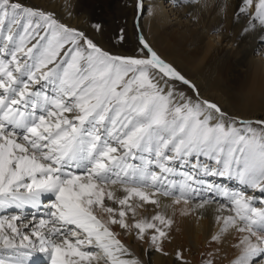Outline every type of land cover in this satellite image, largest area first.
Instances as JSON below:
<instances>
[{
    "label": "snow or ice",
    "instance_id": "snow-or-ice-1",
    "mask_svg": "<svg viewBox=\"0 0 264 264\" xmlns=\"http://www.w3.org/2000/svg\"><path fill=\"white\" fill-rule=\"evenodd\" d=\"M135 6L142 18L148 6ZM233 7L249 20L244 33L255 21L264 32V0ZM91 27L103 31L101 23ZM116 40L125 42L124 28ZM209 176L264 195V118L230 116L201 97L142 33L131 54L116 53L54 12L0 0V208H40L45 194L54 196L38 221L0 219V264H142L125 258L129 249L113 226L167 256L174 220L163 209L181 203L182 215L218 203L211 242L234 233L230 264H264V201L257 207V197ZM145 205L161 210L129 224L128 214ZM211 257L201 264H214ZM176 260L188 264L181 250Z\"/></svg>",
    "mask_w": 264,
    "mask_h": 264
},
{
    "label": "bare ground",
    "instance_id": "bare-ground-1",
    "mask_svg": "<svg viewBox=\"0 0 264 264\" xmlns=\"http://www.w3.org/2000/svg\"><path fill=\"white\" fill-rule=\"evenodd\" d=\"M112 1L115 0H22L26 6L54 12L63 23L85 30L105 49H110L106 44L105 32H110L111 28L105 27L106 23L99 14L108 12ZM238 2L239 0H197L189 8L174 6L176 0H170L167 4L164 0H144L148 10L140 18L135 0H131L129 31L134 41L137 33L132 26L136 24L138 32L146 36L165 59L173 62L197 85L201 97L218 103L230 116L255 120L264 118V39H261L264 32L260 30L259 21H255V29L243 32L245 27L251 28V25L245 16L237 17L233 5ZM97 19L103 22V31L99 33L91 27ZM179 87L187 95H193V90L187 86ZM74 171L77 174L80 172ZM205 179L257 197V207L264 201V195L258 190L254 191L234 178L209 176ZM116 195L122 197L124 193L118 190ZM207 195L214 196L213 193ZM43 197L47 199L40 208L30 205L22 209L0 208V219L7 220L12 215H22L26 217L23 224L32 222L33 216L38 221L40 216H46L48 206L54 200L52 194H45ZM161 200L164 204H171V198L162 197ZM215 200L224 202L223 197H215ZM106 203L119 209L118 204H112L111 201ZM218 206V203H213L206 209H196L187 215L181 214L182 203L163 209L174 220L170 240L165 242L167 256L136 240L134 232L125 233L118 226H113V231L129 249L125 258H138L142 264H178L177 250L183 252L188 264H201L208 252L212 253L214 264H230L237 254L233 248L235 234L227 235L220 244L210 240L218 228L215 221ZM3 209L4 212L1 211ZM160 210L155 206L145 205L137 209L135 218L129 213L126 219L132 224L135 219L150 218ZM0 255H4L3 250H0Z\"/></svg>",
    "mask_w": 264,
    "mask_h": 264
},
{
    "label": "rangeland",
    "instance_id": "rangeland-1",
    "mask_svg": "<svg viewBox=\"0 0 264 264\" xmlns=\"http://www.w3.org/2000/svg\"><path fill=\"white\" fill-rule=\"evenodd\" d=\"M131 0H115L111 2L110 9L105 14H99L105 21V27L111 28V31L105 32L106 44L111 51L116 53L131 54L138 44V26L134 24L135 40L133 41V35L129 31L130 24L129 18L131 16ZM103 23L101 20H95V23ZM121 28L125 29L126 40L124 43H120L116 40V36ZM135 44V45H134ZM46 197L42 198V201L46 200ZM44 204V203H42ZM1 211H5L4 209Z\"/></svg>",
    "mask_w": 264,
    "mask_h": 264
}]
</instances>
